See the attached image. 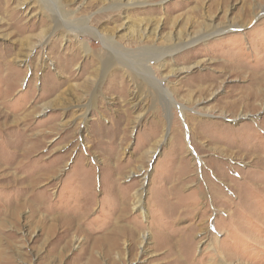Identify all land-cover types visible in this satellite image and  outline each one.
<instances>
[{
	"label": "rangeland",
	"instance_id": "1",
	"mask_svg": "<svg viewBox=\"0 0 264 264\" xmlns=\"http://www.w3.org/2000/svg\"><path fill=\"white\" fill-rule=\"evenodd\" d=\"M0 264H264V0H0Z\"/></svg>",
	"mask_w": 264,
	"mask_h": 264
},
{
	"label": "bare ground",
	"instance_id": "2",
	"mask_svg": "<svg viewBox=\"0 0 264 264\" xmlns=\"http://www.w3.org/2000/svg\"><path fill=\"white\" fill-rule=\"evenodd\" d=\"M256 16V15H255ZM257 17V16H256ZM255 18V17H254ZM205 26H207V25H205ZM210 29H208L207 31H205L204 32V34L203 35H201L200 37H198L197 39H192V40H190L189 42L187 41L184 45H181V47L182 46H186V45H189V44H192L193 42H195V41H197V40H200V39H202V38H205L206 36H209V35H211V34H213V33H216V34H218V32L220 31V30H217V29H214V27H209ZM230 28V27H229ZM227 30H229L228 28H227ZM222 31H224V30H222ZM221 31V32H222ZM220 32V33H221ZM175 45V44H174ZM176 47H178V46H176ZM179 47H180V45H179ZM167 53H169L170 51H166ZM258 83V82H257ZM257 86V85H256ZM167 133H168V131L166 130L165 131V133H164V137L167 135ZM145 235L143 234L142 235V238L144 237Z\"/></svg>",
	"mask_w": 264,
	"mask_h": 264
}]
</instances>
